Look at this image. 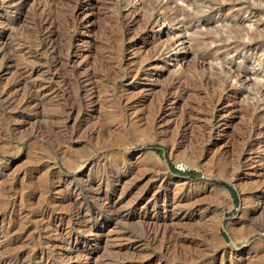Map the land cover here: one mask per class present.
Instances as JSON below:
<instances>
[{"label": "rangeland", "instance_id": "374dc122", "mask_svg": "<svg viewBox=\"0 0 264 264\" xmlns=\"http://www.w3.org/2000/svg\"><path fill=\"white\" fill-rule=\"evenodd\" d=\"M0 264H264V0H0Z\"/></svg>", "mask_w": 264, "mask_h": 264}, {"label": "bare ground", "instance_id": "6f19581e", "mask_svg": "<svg viewBox=\"0 0 264 264\" xmlns=\"http://www.w3.org/2000/svg\"><path fill=\"white\" fill-rule=\"evenodd\" d=\"M166 103H167V102H166ZM168 107H169V106H168ZM171 110H172V109H171ZM160 112H161V111H160ZM172 112H173V111H172ZM172 112H171V113H172ZM216 123H217V122H216ZM218 123H219V122H218ZM226 124H227V123H226ZM226 126H227V125H226ZM224 127H225V126H224ZM153 195H154V194H153ZM158 198H159V197H158ZM150 199H151V198H150ZM153 199H154V198H153ZM155 200H156V199H155ZM157 200H158V199H157ZM157 200H156V201H157ZM261 200H262V199H261ZM156 201H155V202H156ZM262 201H263V200H262ZM153 202H154V200H153ZM166 204H167V203H166ZM163 206H164V205H163ZM133 209H134V208H133ZM171 217H172V216H171ZM181 217H182V216H181ZM162 219H163V218H162ZM151 221H152V220H151ZM157 222H158V221H157ZM143 223H144V222H143ZM162 224H163V223H162ZM150 225H151V224H150ZM158 225H159V224H158ZM164 225H165V224H164ZM152 226H154V225H152ZM155 226H156V225H155ZM155 226H154V228H155ZM159 226H161V225H159ZM162 227H166V226H162ZM159 228H160V227H159ZM166 228H167V227H166ZM165 230H166V229H165ZM165 230H164V231H165ZM162 231H163V230H162ZM155 233H156V232H155ZM155 233H154V234H155ZM157 233H158V232H157ZM235 235H236V234L233 233V231H230L231 240H232L233 242L235 241ZM153 237H155V235H154ZM153 239H154V238H153ZM155 239H156V237H155ZM153 241H154V240H153ZM167 247H168V246H167Z\"/></svg>", "mask_w": 264, "mask_h": 264}, {"label": "trees", "instance_id": "16d2710c", "mask_svg": "<svg viewBox=\"0 0 264 264\" xmlns=\"http://www.w3.org/2000/svg\"><path fill=\"white\" fill-rule=\"evenodd\" d=\"M169 169L172 173H177V174H180L179 172H177L172 166H169ZM182 175H185V176H192V173L191 172H185V173H182Z\"/></svg>", "mask_w": 264, "mask_h": 264}]
</instances>
